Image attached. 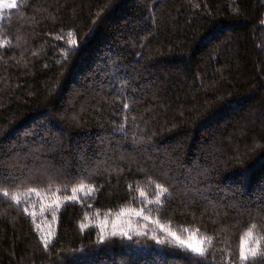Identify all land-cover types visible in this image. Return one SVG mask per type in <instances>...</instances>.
I'll return each instance as SVG.
<instances>
[{"label": "trees", "instance_id": "trees-1", "mask_svg": "<svg viewBox=\"0 0 264 264\" xmlns=\"http://www.w3.org/2000/svg\"><path fill=\"white\" fill-rule=\"evenodd\" d=\"M0 36V264H264V0H20ZM129 209L208 247L94 223Z\"/></svg>", "mask_w": 264, "mask_h": 264}, {"label": "rangeland", "instance_id": "rangeland-1", "mask_svg": "<svg viewBox=\"0 0 264 264\" xmlns=\"http://www.w3.org/2000/svg\"><path fill=\"white\" fill-rule=\"evenodd\" d=\"M20 0H0V24L3 22L5 17L17 7ZM15 4L14 7H7L8 4ZM7 43V39L0 36V46ZM88 192L87 187L79 186L74 194L73 198H77L78 195L85 196ZM60 199L55 193H42L36 192L28 197L25 201L27 204L25 206L29 208L32 215H37L38 224L41 226V235L44 240L51 237L52 227H53V214L58 206ZM144 219L149 220L151 226L142 228L137 225V220ZM101 230L102 234L107 236L111 234H124L125 236H135L145 232L150 231L152 234H157L162 232L165 237H167L173 244L190 251L195 254H202L208 247V242L200 237L195 231L192 230H182L175 231L160 223L154 219L146 216L141 210H123L119 214L111 216H101L96 218L95 222ZM191 245L192 247H189ZM199 247L202 249L201 253H197L194 248ZM258 244L254 239L253 235H248L242 243L241 246V257L246 260L245 257H252L253 251L257 250Z\"/></svg>", "mask_w": 264, "mask_h": 264}, {"label": "snow or ice", "instance_id": "snow-or-ice-1", "mask_svg": "<svg viewBox=\"0 0 264 264\" xmlns=\"http://www.w3.org/2000/svg\"><path fill=\"white\" fill-rule=\"evenodd\" d=\"M7 7H14L15 6V4H14V2H13V4H8V5H6ZM253 228L255 227V225H253L252 226ZM251 231V230H250ZM189 247H192L191 245H189ZM194 250L197 252V253H201L202 252V249L201 248H199V247H196V248H194ZM252 255L253 256H255L256 255V252H255V250L253 251V253H252ZM245 259H247V257H245Z\"/></svg>", "mask_w": 264, "mask_h": 264}]
</instances>
